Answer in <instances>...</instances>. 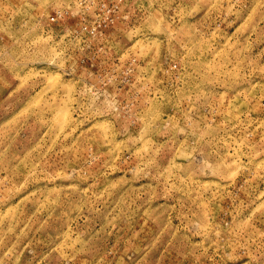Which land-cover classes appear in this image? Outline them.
Here are the masks:
<instances>
[{
    "label": "rangeland",
    "instance_id": "obj_1",
    "mask_svg": "<svg viewBox=\"0 0 264 264\" xmlns=\"http://www.w3.org/2000/svg\"><path fill=\"white\" fill-rule=\"evenodd\" d=\"M79 1L0 0V264H264V0Z\"/></svg>",
    "mask_w": 264,
    "mask_h": 264
},
{
    "label": "built area",
    "instance_id": "obj_2",
    "mask_svg": "<svg viewBox=\"0 0 264 264\" xmlns=\"http://www.w3.org/2000/svg\"><path fill=\"white\" fill-rule=\"evenodd\" d=\"M122 0H80L78 2V8L81 13L90 10L93 15V22L88 25L82 23L80 25V36H100L106 30L110 29L115 25L116 21L120 17L121 13ZM59 16V14H58ZM54 17L51 18V21H54ZM175 68V66H173ZM128 74V69H124L122 72L123 81H126ZM94 76L101 80L100 84L97 87H91L89 91L96 97H99L103 94L104 86H109L110 83H113L115 79V74L112 71H107L106 73L100 74L95 73Z\"/></svg>",
    "mask_w": 264,
    "mask_h": 264
}]
</instances>
